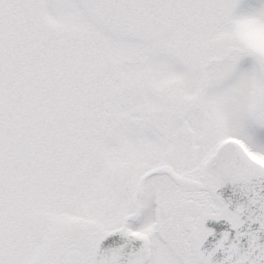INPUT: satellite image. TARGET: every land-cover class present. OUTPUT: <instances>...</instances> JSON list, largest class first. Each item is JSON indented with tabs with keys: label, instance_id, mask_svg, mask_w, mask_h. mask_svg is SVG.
I'll return each instance as SVG.
<instances>
[{
	"label": "snow or ice",
	"instance_id": "1",
	"mask_svg": "<svg viewBox=\"0 0 264 264\" xmlns=\"http://www.w3.org/2000/svg\"><path fill=\"white\" fill-rule=\"evenodd\" d=\"M247 16L264 5L0 0V264H264Z\"/></svg>",
	"mask_w": 264,
	"mask_h": 264
},
{
	"label": "clouds",
	"instance_id": "2",
	"mask_svg": "<svg viewBox=\"0 0 264 264\" xmlns=\"http://www.w3.org/2000/svg\"><path fill=\"white\" fill-rule=\"evenodd\" d=\"M233 33L257 55H264V21L255 16L241 18L235 22Z\"/></svg>",
	"mask_w": 264,
	"mask_h": 264
},
{
	"label": "rangeland",
	"instance_id": "3",
	"mask_svg": "<svg viewBox=\"0 0 264 264\" xmlns=\"http://www.w3.org/2000/svg\"><path fill=\"white\" fill-rule=\"evenodd\" d=\"M242 3V5L240 4L241 10L250 11L264 5V0H243ZM134 225H138V223Z\"/></svg>",
	"mask_w": 264,
	"mask_h": 264
},
{
	"label": "flooded vegetation",
	"instance_id": "4",
	"mask_svg": "<svg viewBox=\"0 0 264 264\" xmlns=\"http://www.w3.org/2000/svg\"><path fill=\"white\" fill-rule=\"evenodd\" d=\"M242 1L243 0H240V4L242 5L243 3H242ZM247 1V0H246ZM241 7V6H240ZM133 224H137L138 223V221H131Z\"/></svg>",
	"mask_w": 264,
	"mask_h": 264
},
{
	"label": "water",
	"instance_id": "5",
	"mask_svg": "<svg viewBox=\"0 0 264 264\" xmlns=\"http://www.w3.org/2000/svg\"><path fill=\"white\" fill-rule=\"evenodd\" d=\"M111 239V238H110ZM138 244H139V242H137V246H138ZM104 245L102 244V247H103Z\"/></svg>",
	"mask_w": 264,
	"mask_h": 264
}]
</instances>
